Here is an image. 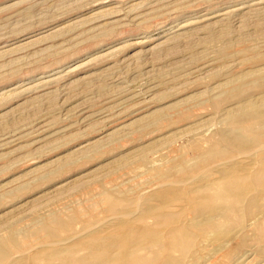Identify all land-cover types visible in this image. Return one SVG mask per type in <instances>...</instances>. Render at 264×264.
<instances>
[{"label":"rangeland","instance_id":"obj_1","mask_svg":"<svg viewBox=\"0 0 264 264\" xmlns=\"http://www.w3.org/2000/svg\"><path fill=\"white\" fill-rule=\"evenodd\" d=\"M263 95L264 0H0V264H113L145 229L189 243L151 264H264V127L227 119Z\"/></svg>","mask_w":264,"mask_h":264},{"label":"bare ground","instance_id":"obj_2","mask_svg":"<svg viewBox=\"0 0 264 264\" xmlns=\"http://www.w3.org/2000/svg\"><path fill=\"white\" fill-rule=\"evenodd\" d=\"M248 74L251 75V73H249V71H248ZM252 74H254V72H252ZM245 75L248 76L247 74H245ZM261 97L262 98L259 99L258 101H256L255 99L246 101L239 108H235V109H238L236 111L230 110L231 112H229V114L227 113L228 114L227 119H229L233 123H237L236 120H239V118H240L244 121H247L250 123H255V124H260L264 127V95ZM234 126H235V124H234ZM251 127H253V126H251ZM238 128H239V126H238ZM242 131L244 132V130H242ZM236 137L238 138V136H236ZM261 139H264V133L263 134H261V133L257 134L256 133V137L252 142L260 141ZM236 143H238V142H236ZM245 145H248V144H245ZM256 146H259V145H256ZM263 146H264V144H262V146H259V147L263 148ZM251 147L252 148L246 149L249 152H247V151L242 152L241 151V154L243 153L246 155V157H244L242 155V157H244L242 159L243 162L242 161H235V162L231 161L230 163L226 162L225 165H223V166H225L224 167L225 169L221 170V167L220 168L218 167L216 170H213V174L214 173L217 174L219 179L224 183V187H223L224 189L221 192L238 193V192H241L242 190L245 191L244 189L246 188V186H248V183H246V181H243L241 179V177H242L241 174H243L241 172H244L243 171V169L245 168L244 166H247L249 164V162L252 160V157H249L250 156L249 153H250L251 149H254L253 148L254 146L251 145ZM256 148H255V150H256ZM258 150L260 151L259 148H258ZM241 154L239 153V155H241ZM207 156H209V158H212V153L211 152L208 153ZM262 156L264 157V154H262ZM237 158H240V157H237ZM255 177H256L255 180L262 183V185L264 186V174H261V172H258ZM198 198H199L200 203L202 204L201 206H203V208H201L199 210L200 213L199 212L198 213L199 214L206 213L205 215L202 216L201 221H202V223H204V224L207 223L208 226L212 227V205H213L212 204V202H213L212 194L209 192H204ZM200 203H199V205H200ZM154 231H155V229H145L142 232V237H139V238L137 237L136 240L134 239L135 237H133L130 241L128 240L126 242L119 243V246L111 240L101 241L100 245L97 249H99L103 253V256L105 254L107 261L112 262L113 264H151L153 259L154 260L158 259L159 256L162 254L161 250L168 251V252L170 251V249H174V250L176 249V250H182L183 251L185 249V247L189 245L187 237H176V234L173 231L172 232L170 231V233L166 234L168 240H166L165 242L163 241L162 234L160 236H155V235H153ZM157 231H160V230H157ZM12 243H13V236H10L5 240L0 239V258H2L4 255H6L7 251L10 249L8 247V245H10ZM159 245L161 247V250H159L157 248L153 249V247H158ZM139 246L147 247L149 249H153V251H152L153 258L150 257V255L149 256H138L136 254V250L134 247H139ZM118 249H120V250L123 249V251L120 254L114 253V251H116ZM102 253H101V255H102ZM97 257H99V256H97ZM89 259H90V257H87V258L81 257L79 259L78 263H80V264H103L102 261L100 260V258L99 259L96 258V259H92V260H89ZM162 264H181V259L178 260L176 257L169 254L168 256H165Z\"/></svg>","mask_w":264,"mask_h":264}]
</instances>
